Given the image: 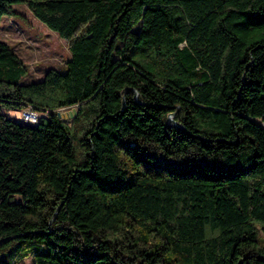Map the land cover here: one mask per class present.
<instances>
[{
  "label": "trees",
  "instance_id": "16d2710c",
  "mask_svg": "<svg viewBox=\"0 0 264 264\" xmlns=\"http://www.w3.org/2000/svg\"><path fill=\"white\" fill-rule=\"evenodd\" d=\"M15 3L70 55L0 40V264H264V0Z\"/></svg>",
  "mask_w": 264,
  "mask_h": 264
},
{
  "label": "rangeland",
  "instance_id": "374dc122",
  "mask_svg": "<svg viewBox=\"0 0 264 264\" xmlns=\"http://www.w3.org/2000/svg\"><path fill=\"white\" fill-rule=\"evenodd\" d=\"M13 7L18 11L17 14L3 15L0 19V40L10 46L26 68V73L20 81H37L49 67L64 70V62L70 55L67 41L39 20L25 4L15 3ZM5 62L6 60L0 56V68L2 69L0 74L8 77L6 67L9 63ZM0 109L5 110L13 120L19 121L18 110L7 109L3 105H0ZM76 109L77 105L74 104L64 109L58 108L57 111L65 116L64 120L69 121ZM258 241L264 245L263 231H260ZM14 264H33V259L30 255H26L16 259Z\"/></svg>",
  "mask_w": 264,
  "mask_h": 264
},
{
  "label": "built area",
  "instance_id": "2783aa9c",
  "mask_svg": "<svg viewBox=\"0 0 264 264\" xmlns=\"http://www.w3.org/2000/svg\"><path fill=\"white\" fill-rule=\"evenodd\" d=\"M60 108L64 109L65 107H60ZM46 113L47 111H39L33 108L31 105H27L23 109L19 110L18 115H23V122L33 123V122H37L39 118Z\"/></svg>",
  "mask_w": 264,
  "mask_h": 264
},
{
  "label": "water",
  "instance_id": "95a60500",
  "mask_svg": "<svg viewBox=\"0 0 264 264\" xmlns=\"http://www.w3.org/2000/svg\"><path fill=\"white\" fill-rule=\"evenodd\" d=\"M75 113H76V112H75ZM56 114H57V116H58L60 119H62V120L65 118V116H64L63 114H61L60 111H57V110H56ZM11 237H13V236H8V237L1 238V239H0V243L6 241V240H8V239H10Z\"/></svg>",
  "mask_w": 264,
  "mask_h": 264
},
{
  "label": "crops",
  "instance_id": "0c3cea01",
  "mask_svg": "<svg viewBox=\"0 0 264 264\" xmlns=\"http://www.w3.org/2000/svg\"><path fill=\"white\" fill-rule=\"evenodd\" d=\"M3 112H4V113H6V111H5V110H3ZM6 114H7V113H6Z\"/></svg>",
  "mask_w": 264,
  "mask_h": 264
},
{
  "label": "bare ground",
  "instance_id": "6f19581e",
  "mask_svg": "<svg viewBox=\"0 0 264 264\" xmlns=\"http://www.w3.org/2000/svg\"><path fill=\"white\" fill-rule=\"evenodd\" d=\"M23 117V115H21Z\"/></svg>",
  "mask_w": 264,
  "mask_h": 264
}]
</instances>
